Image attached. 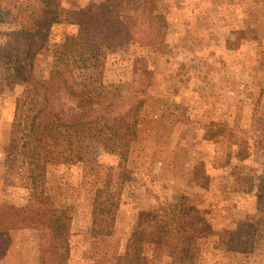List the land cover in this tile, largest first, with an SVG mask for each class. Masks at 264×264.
<instances>
[{"label": "rangeland", "instance_id": "374dc122", "mask_svg": "<svg viewBox=\"0 0 264 264\" xmlns=\"http://www.w3.org/2000/svg\"><path fill=\"white\" fill-rule=\"evenodd\" d=\"M104 1L55 0L54 8L63 19ZM117 4L121 32L96 70L60 61L59 45L77 34L65 22L50 26L33 62L34 79L59 66L111 118L127 112L137 121L126 162L86 137L81 161L46 164L45 193L69 218L64 264H123L136 231L149 232L152 217L182 196L205 221L186 264H264V0ZM43 12L38 0H0V264L53 261L49 230L1 216L31 206L27 168L13 158L24 85L6 65ZM136 264H174L172 251L144 242Z\"/></svg>", "mask_w": 264, "mask_h": 264}, {"label": "trees", "instance_id": "16d2710c", "mask_svg": "<svg viewBox=\"0 0 264 264\" xmlns=\"http://www.w3.org/2000/svg\"><path fill=\"white\" fill-rule=\"evenodd\" d=\"M44 12L30 20L22 45L14 48L16 59L7 62L12 79L24 85V92L16 104L17 136L14 159L27 168L31 206L24 211H3L5 224H23L50 232L52 264H64L68 254L69 218L58 212L45 193L46 164L59 160L81 161L82 140L89 137L107 152L126 162L129 148L137 140V121L129 114L119 113L111 118L107 108L70 83L66 73L56 66L45 79L32 77L33 62L44 47L52 24L65 22L77 26V34L59 45V59L65 65L89 64L99 67L103 52L118 39L121 28L117 8L121 0H105L83 9L68 12L63 19L54 8L55 0H38ZM63 144L69 146L64 150ZM65 152V158H61ZM13 159L12 162H15ZM10 170L16 169L10 165ZM6 182L8 181V176ZM116 206V205H115ZM152 214L151 211L148 212ZM154 215L149 232L137 230L131 240V251L123 264L139 263L144 242L168 246L174 264H186L191 257L192 239L198 236L205 221L198 210L182 196L179 204L168 214ZM140 220L137 228H140Z\"/></svg>", "mask_w": 264, "mask_h": 264}]
</instances>
